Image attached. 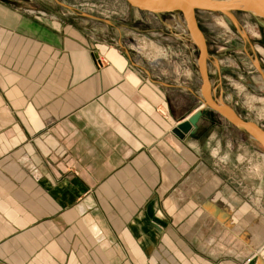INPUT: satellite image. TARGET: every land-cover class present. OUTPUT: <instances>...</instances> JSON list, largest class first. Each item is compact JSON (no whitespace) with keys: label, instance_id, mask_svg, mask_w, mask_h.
Returning a JSON list of instances; mask_svg holds the SVG:
<instances>
[{"label":"crops","instance_id":"crops-1","mask_svg":"<svg viewBox=\"0 0 264 264\" xmlns=\"http://www.w3.org/2000/svg\"><path fill=\"white\" fill-rule=\"evenodd\" d=\"M92 8L0 2V264H264L221 157L171 132L195 46Z\"/></svg>","mask_w":264,"mask_h":264},{"label":"rangeland","instance_id":"rangeland-1","mask_svg":"<svg viewBox=\"0 0 264 264\" xmlns=\"http://www.w3.org/2000/svg\"><path fill=\"white\" fill-rule=\"evenodd\" d=\"M225 2V0H221ZM112 21L138 28L152 15L137 12L125 0H31L29 11H42L47 15L65 14L64 6L79 8L88 5ZM164 32H186L181 16L166 13ZM169 14V15H168ZM235 22L220 13L197 10L196 19L207 45V75L212 98L231 107L242 119L252 121L264 130V27L249 14L232 11ZM155 18V17H154ZM174 21V22H173ZM177 21V22H176ZM173 22V23H172ZM171 23V24H170ZM175 23H178L176 26ZM141 28V27H140ZM187 41L194 46L186 34ZM167 43V41H165ZM197 49L193 56L197 59ZM197 73L195 90L202 112L194 131L198 149L217 154L222 161L221 176L228 185H238V201L244 229L247 233L259 232L264 245V154L262 148L247 134L229 125L218 115L203 106L199 95L200 80ZM230 196H232V192ZM232 206H230V209ZM241 221H239L240 228ZM233 222H229L231 228ZM263 246H261L262 248ZM252 253L251 256H256ZM248 257L243 264H248Z\"/></svg>","mask_w":264,"mask_h":264},{"label":"water","instance_id":"water-1","mask_svg":"<svg viewBox=\"0 0 264 264\" xmlns=\"http://www.w3.org/2000/svg\"><path fill=\"white\" fill-rule=\"evenodd\" d=\"M0 2L9 6H18L25 10H31L32 8L31 0H0ZM125 2L134 9L151 14L159 15L175 12L181 14L188 37L198 52L196 66L200 80L199 95L203 106L218 115L229 125L247 134L250 139L262 148L264 154V130L256 123L242 119L221 100L212 98L206 69L207 45L196 19V11L201 10L220 13L235 22L231 12L239 11L249 14L264 27V0H225V2H221V0H125ZM201 116L202 112L197 110L186 120L177 124L172 129V134L180 140H183L187 135L193 134Z\"/></svg>","mask_w":264,"mask_h":264},{"label":"trees","instance_id":"trees-1","mask_svg":"<svg viewBox=\"0 0 264 264\" xmlns=\"http://www.w3.org/2000/svg\"><path fill=\"white\" fill-rule=\"evenodd\" d=\"M175 13H177V14L181 15V14H180V13H178V12H175Z\"/></svg>","mask_w":264,"mask_h":264},{"label":"bare ground","instance_id":"bare-ground-1","mask_svg":"<svg viewBox=\"0 0 264 264\" xmlns=\"http://www.w3.org/2000/svg\"><path fill=\"white\" fill-rule=\"evenodd\" d=\"M180 16V18H181V15H179ZM187 32V31H186ZM187 34V33H186ZM188 35V34H187Z\"/></svg>","mask_w":264,"mask_h":264},{"label":"flooded vegetation","instance_id":"flooded-vegetation-1","mask_svg":"<svg viewBox=\"0 0 264 264\" xmlns=\"http://www.w3.org/2000/svg\"><path fill=\"white\" fill-rule=\"evenodd\" d=\"M198 23V22H197Z\"/></svg>","mask_w":264,"mask_h":264}]
</instances>
